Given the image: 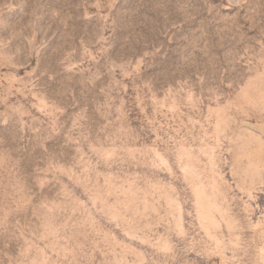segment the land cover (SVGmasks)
Instances as JSON below:
<instances>
[{
  "label": "rangeland",
  "instance_id": "rangeland-1",
  "mask_svg": "<svg viewBox=\"0 0 264 264\" xmlns=\"http://www.w3.org/2000/svg\"><path fill=\"white\" fill-rule=\"evenodd\" d=\"M0 264H264V0H0Z\"/></svg>",
  "mask_w": 264,
  "mask_h": 264
}]
</instances>
